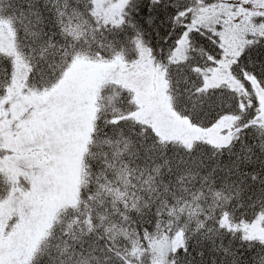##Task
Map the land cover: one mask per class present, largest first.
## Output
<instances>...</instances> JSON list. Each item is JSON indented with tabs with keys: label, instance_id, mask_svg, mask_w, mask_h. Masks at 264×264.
I'll return each mask as SVG.
<instances>
[{
	"label": "snow or ice",
	"instance_id": "6c2138e0",
	"mask_svg": "<svg viewBox=\"0 0 264 264\" xmlns=\"http://www.w3.org/2000/svg\"><path fill=\"white\" fill-rule=\"evenodd\" d=\"M0 264H264V0H0Z\"/></svg>",
	"mask_w": 264,
	"mask_h": 264
}]
</instances>
